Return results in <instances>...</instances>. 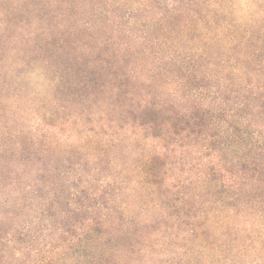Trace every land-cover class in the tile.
Listing matches in <instances>:
<instances>
[{"label":"trees","instance_id":"1","mask_svg":"<svg viewBox=\"0 0 264 264\" xmlns=\"http://www.w3.org/2000/svg\"><path fill=\"white\" fill-rule=\"evenodd\" d=\"M239 2L0 0V264H264Z\"/></svg>","mask_w":264,"mask_h":264},{"label":"clouds","instance_id":"2","mask_svg":"<svg viewBox=\"0 0 264 264\" xmlns=\"http://www.w3.org/2000/svg\"><path fill=\"white\" fill-rule=\"evenodd\" d=\"M219 7L225 11L227 14H229L232 19H234L237 23H248L249 20H242L240 16L233 15L234 10L237 9H244L249 14L250 17H258V16H264V0H261L259 4L251 2V0H245V2H239L236 4H222L219 5Z\"/></svg>","mask_w":264,"mask_h":264}]
</instances>
